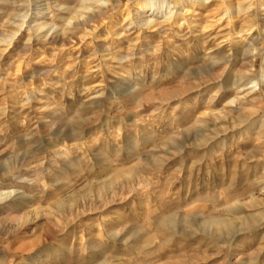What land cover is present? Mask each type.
Returning a JSON list of instances; mask_svg holds the SVG:
<instances>
[{
    "label": "rangeland",
    "instance_id": "374dc122",
    "mask_svg": "<svg viewBox=\"0 0 264 264\" xmlns=\"http://www.w3.org/2000/svg\"><path fill=\"white\" fill-rule=\"evenodd\" d=\"M236 1L0 0V177L34 193L0 264H264V0Z\"/></svg>",
    "mask_w": 264,
    "mask_h": 264
},
{
    "label": "bare ground",
    "instance_id": "6f19581e",
    "mask_svg": "<svg viewBox=\"0 0 264 264\" xmlns=\"http://www.w3.org/2000/svg\"><path fill=\"white\" fill-rule=\"evenodd\" d=\"M21 1V0H20ZM33 1V0H32ZM98 1V0H97ZM221 3L227 7H234L235 4H237V1L236 0H220ZM244 1V0H243ZM242 1V2H243ZM261 0H259L260 2ZM27 2V1H26ZM247 2V1H246ZM32 3V2H31ZM30 3V4H31ZM115 4V3H114ZM258 4V3H257ZM21 5V4H20ZM24 5V4H23ZM98 5H100L103 9L102 10H108L110 8H113V6H110L109 3L103 1V2H98ZM155 5V4H154ZM33 6V5H32ZM236 6V5H235ZM259 6H261V4H259ZM143 7V8H142ZM142 7H137V16L135 18V20L132 22L134 24H139L140 25V22L142 21L143 25L147 26V27H150L154 24V21L152 20L151 16L150 17H147L144 19H141L142 15L144 14V11L143 9L145 8V6H142ZM224 7V6H223ZM237 7L239 8V4H237ZM258 7V6H257ZM31 8V7H30ZM34 8V7H33ZM234 10L236 8H233ZM31 9H28V11L25 13V14H22V15H16V21H14L12 23V27H13V35H18L23 29H32V30H35V31H38L39 33L42 32L44 33L45 30L48 28V26L44 23V22H41V23H35V21L33 22L32 20V12H30ZM228 10V8H227ZM233 11V10H232ZM39 12V11H38ZM186 12V11H185ZM235 13V12H234ZM35 14V13H34ZM97 15L98 14H101L100 12L96 13ZM153 14V12L151 13ZM150 14V15H151ZM188 11L185 13V15L188 16ZM165 17V16H164ZM15 19V18H14ZM43 20V19H42ZM132 20V19H131ZM13 21V20H12ZM86 21V20H85ZM33 22V23H32ZM141 27V26H140ZM159 27V26H158ZM15 28V29H14ZM49 30V29H48ZM250 31V30H249ZM264 33V32H263ZM41 36V35H40ZM52 36V35H51ZM62 36H64L62 34ZM9 37V36H7ZM59 37V36H58ZM4 41V40H3ZM39 41V40H38ZM49 41V40H48ZM264 59V58H263ZM217 63V60L216 61H212L211 62V65L214 64V63ZM210 66V65H208ZM208 69V68H207ZM205 70V69H204ZM207 71V70H206ZM264 71V70H263ZM211 72V71H210ZM206 73V72H205ZM264 75V73H263ZM254 78V77H253ZM261 78V77H260ZM263 79V78H262ZM258 81V80H257ZM257 81H252L251 83L253 84V86L251 87L252 89L254 88H259V82ZM14 194L12 191H2L0 192V203L10 199L11 197H13Z\"/></svg>",
    "mask_w": 264,
    "mask_h": 264
},
{
    "label": "clouds",
    "instance_id": "9594fccd",
    "mask_svg": "<svg viewBox=\"0 0 264 264\" xmlns=\"http://www.w3.org/2000/svg\"><path fill=\"white\" fill-rule=\"evenodd\" d=\"M175 67H176V70L179 71L180 65H176ZM169 72H171V69H169ZM136 87H137V84L135 81L127 82L123 97H130L131 94L135 92ZM70 110H71V108H70ZM201 146H203V145H201ZM129 147L131 148V142H129ZM217 147H218V145H214L213 149H210L209 151H213ZM104 162H105L104 153L103 152L98 153L97 154V163L102 165ZM218 179H219V172L217 171L214 174V181H217ZM206 183H208V182L205 181L204 177H201V179H200V190L201 191L204 189ZM0 187L12 188L14 196H16L18 193H20L22 195H27L29 197L34 195V193L30 189L21 188L14 181H9L4 177H0ZM192 194H193V196H195L197 194L195 188L193 189Z\"/></svg>",
    "mask_w": 264,
    "mask_h": 264
}]
</instances>
